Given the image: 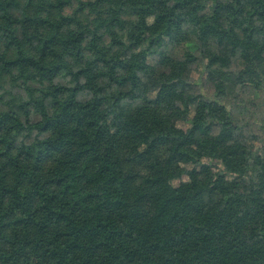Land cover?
<instances>
[{
	"label": "trees",
	"instance_id": "trees-1",
	"mask_svg": "<svg viewBox=\"0 0 264 264\" xmlns=\"http://www.w3.org/2000/svg\"><path fill=\"white\" fill-rule=\"evenodd\" d=\"M0 264H264V0H0Z\"/></svg>",
	"mask_w": 264,
	"mask_h": 264
},
{
	"label": "rangeland",
	"instance_id": "rangeland-1",
	"mask_svg": "<svg viewBox=\"0 0 264 264\" xmlns=\"http://www.w3.org/2000/svg\"><path fill=\"white\" fill-rule=\"evenodd\" d=\"M193 74L196 75L195 72H194ZM172 183H173L174 185L183 184L182 181H181L180 179H174V180L172 181Z\"/></svg>",
	"mask_w": 264,
	"mask_h": 264
}]
</instances>
